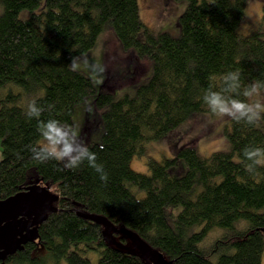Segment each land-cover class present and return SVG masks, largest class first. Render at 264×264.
Here are the masks:
<instances>
[{
    "label": "trees",
    "instance_id": "1",
    "mask_svg": "<svg viewBox=\"0 0 264 264\" xmlns=\"http://www.w3.org/2000/svg\"><path fill=\"white\" fill-rule=\"evenodd\" d=\"M174 1L186 3L177 37L148 29L137 0H0V200L35 184L58 197L38 239L0 264H90V252L96 264H148L107 244L103 227L79 211L135 232L171 264H261L264 166L248 173L243 152L264 148V120L258 127L230 120V152L202 158L186 144L174 158L149 160L148 174L130 168L144 143L205 111L203 92L219 90L227 72L238 70L245 85L264 80V7L259 27L241 35L247 0ZM108 29L152 73L117 100L109 75L99 87L94 103L105 108L103 131L99 143L87 145L105 182L87 163H41L30 149L41 139L40 121L70 126L74 108L95 93L91 78L70 64ZM30 97L43 108L39 120L25 115Z\"/></svg>",
    "mask_w": 264,
    "mask_h": 264
},
{
    "label": "rangeland",
    "instance_id": "2",
    "mask_svg": "<svg viewBox=\"0 0 264 264\" xmlns=\"http://www.w3.org/2000/svg\"><path fill=\"white\" fill-rule=\"evenodd\" d=\"M137 2L140 18L148 29L155 33L167 32L172 37L179 35L177 23L186 7L185 2L174 0H137ZM263 7L264 0L246 1L244 17L238 27L239 34L249 35L259 27ZM21 18L25 17L21 16ZM131 53V50H124L121 47L114 33L108 29L100 34L95 46L88 53L72 60L70 67L90 77L96 89L94 94L74 108L71 118L70 126L78 127L80 137L86 143L87 141L99 143L101 139L102 113L105 108H98L94 100L107 75L114 84V100L123 94L133 95L136 88L145 84L150 78L152 73L150 63L146 59L134 58ZM88 108H91V112ZM230 131L229 118L212 117L206 108L205 111L181 123L166 137L144 143L143 152L134 155L130 160V168L135 172L148 174L149 160L161 161L165 158H174L177 149L186 144L193 145L202 158H207L216 152H230L231 145L227 136ZM139 196H143V192ZM88 256L90 264H96L98 254L90 252ZM261 264H264V254Z\"/></svg>",
    "mask_w": 264,
    "mask_h": 264
},
{
    "label": "clouds",
    "instance_id": "3",
    "mask_svg": "<svg viewBox=\"0 0 264 264\" xmlns=\"http://www.w3.org/2000/svg\"><path fill=\"white\" fill-rule=\"evenodd\" d=\"M243 97L244 99H240ZM210 116L229 118L237 123L243 122L258 127L264 120V80H255L247 85L242 83L241 73L229 71L222 76L219 90L208 88L200 98ZM43 108L35 99L28 101L25 115L29 119L41 116ZM91 112V108H88ZM38 132L42 138L32 146V158L41 163L55 160L66 169H78L87 163L94 169L101 181H107L108 175L97 157L80 137L78 127L69 126L56 119L40 121ZM245 170L252 174L258 166H264V148L249 147L243 152Z\"/></svg>",
    "mask_w": 264,
    "mask_h": 264
},
{
    "label": "water",
    "instance_id": "4",
    "mask_svg": "<svg viewBox=\"0 0 264 264\" xmlns=\"http://www.w3.org/2000/svg\"><path fill=\"white\" fill-rule=\"evenodd\" d=\"M58 197L46 187L35 184L26 190L0 200V262L14 254L29 242L38 239L37 227L46 220L47 214L56 209L53 203ZM78 215L103 227L104 241L130 255H139L148 264H171L163 254L142 240L135 232L115 226L106 218L79 211ZM114 235L124 236L129 245L118 242Z\"/></svg>",
    "mask_w": 264,
    "mask_h": 264
}]
</instances>
